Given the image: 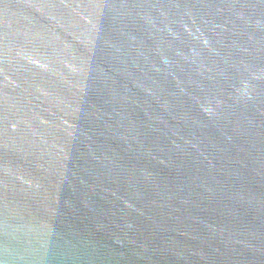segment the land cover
Masks as SVG:
<instances>
[{"label":"water","instance_id":"1","mask_svg":"<svg viewBox=\"0 0 264 264\" xmlns=\"http://www.w3.org/2000/svg\"><path fill=\"white\" fill-rule=\"evenodd\" d=\"M0 264H264V0H0Z\"/></svg>","mask_w":264,"mask_h":264}]
</instances>
